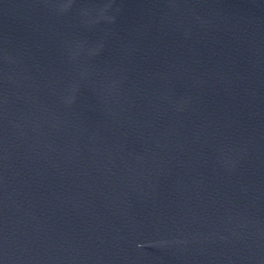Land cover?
<instances>
[{
    "label": "water",
    "instance_id": "1",
    "mask_svg": "<svg viewBox=\"0 0 264 264\" xmlns=\"http://www.w3.org/2000/svg\"><path fill=\"white\" fill-rule=\"evenodd\" d=\"M0 264H264V0H0Z\"/></svg>",
    "mask_w": 264,
    "mask_h": 264
}]
</instances>
